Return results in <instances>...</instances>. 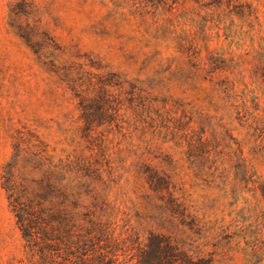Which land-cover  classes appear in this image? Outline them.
<instances>
[{
    "label": "rangeland",
    "instance_id": "1",
    "mask_svg": "<svg viewBox=\"0 0 264 264\" xmlns=\"http://www.w3.org/2000/svg\"><path fill=\"white\" fill-rule=\"evenodd\" d=\"M262 188L264 0H0V264H264Z\"/></svg>",
    "mask_w": 264,
    "mask_h": 264
},
{
    "label": "trees",
    "instance_id": "2",
    "mask_svg": "<svg viewBox=\"0 0 264 264\" xmlns=\"http://www.w3.org/2000/svg\"><path fill=\"white\" fill-rule=\"evenodd\" d=\"M196 1L201 0H183ZM215 1V0H214ZM219 5L223 0H217ZM230 2L231 0H226ZM172 2H179V0H172ZM160 179V178H158ZM154 182V178L152 179ZM163 186H155L154 189H166L170 194V182L165 177L162 178ZM264 197V188H262ZM131 249H134L133 247ZM114 255L119 249L115 248ZM122 250H125L124 248ZM114 252V251H113ZM124 253V252H123ZM125 260V259H124ZM130 261L134 260L133 264H215L213 257L210 255H200L192 252L191 248L187 247L185 242L175 238L170 234L165 233H151L148 241L136 248L134 254L130 256ZM111 264H123L126 261L119 260V257H110Z\"/></svg>",
    "mask_w": 264,
    "mask_h": 264
}]
</instances>
